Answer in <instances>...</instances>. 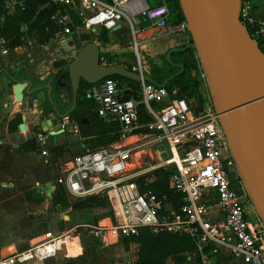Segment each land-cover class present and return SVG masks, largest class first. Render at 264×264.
Masks as SVG:
<instances>
[{"label":"built area","instance_id":"2783aa9c","mask_svg":"<svg viewBox=\"0 0 264 264\" xmlns=\"http://www.w3.org/2000/svg\"><path fill=\"white\" fill-rule=\"evenodd\" d=\"M26 2L4 0L5 13L0 16V25L6 15L24 9ZM250 2L239 0V21L247 32L255 23L254 34L264 36V20H257L250 13ZM48 3L57 8L51 16L59 28L53 40L71 34L69 12L75 13L85 28L93 30L96 26L111 29L125 19L133 34L139 33L143 24L178 34L188 31L186 21L168 23L169 9L165 3L149 5L146 0H48ZM7 47L8 40L0 37L2 55L8 53ZM194 53L193 73L208 91L206 74L197 52ZM136 57L138 98H122L113 78H103L86 91L95 102L99 117L118 122L120 139L95 148L84 145L80 152L60 163L61 175L54 180V185L63 188L69 199L105 198L109 213L68 230L48 227L38 241L4 256L0 264H30L58 256L67 259L64 239L70 233L78 235V229L105 246H113L138 235L140 227L153 233L188 234L200 261L185 264H209L208 255H217L222 250L232 260L264 264V222L252 207L211 96L203 98L201 107L196 106L190 93L178 97L177 87L168 89L164 84L148 81L139 54ZM141 109L149 116L144 123L139 122ZM67 123L62 122L60 128L67 129ZM72 128L74 133L79 132L76 124ZM138 128L145 132H135ZM141 136L149 138L162 157L158 168H172L169 188L182 195L176 207L165 194L156 196L149 189L138 188L135 179L141 175L131 173L134 168L131 158L141 145L138 143ZM35 138L42 148L41 154L46 155L47 141L52 142V137L37 131ZM127 139L131 140L125 143ZM152 180L146 179L143 184ZM169 202L172 209L166 210L164 205ZM215 207L221 211V222L213 219Z\"/></svg>","mask_w":264,"mask_h":264},{"label":"trees","instance_id":"16d2710c","mask_svg":"<svg viewBox=\"0 0 264 264\" xmlns=\"http://www.w3.org/2000/svg\"><path fill=\"white\" fill-rule=\"evenodd\" d=\"M111 1V0H109ZM149 5L159 4L162 0H146ZM167 3L169 9V24H177L181 21H185L180 3L178 0H164ZM56 7L48 0H27L24 9H20L11 15H6L4 21L0 25V37H4L8 40V43L20 44L26 39V37L35 35L36 42L40 44H46L51 38L54 37L58 31V27L51 19V16L56 11ZM5 13L4 0H0V16ZM71 17V23L68 24L71 32L76 28L83 27V21L78 18L75 13L69 12ZM26 26V30L22 31L21 27ZM147 26L143 24L142 27ZM256 24L248 29V33L251 38L256 42L258 49L264 55V36L261 34H254ZM81 40L89 42L91 40H97L100 45H105L108 39V30L101 27L98 32L88 31L86 33L79 34ZM192 37L187 31L185 38L181 39V42L176 46L167 49L163 55L161 65L148 60L149 75L148 81L156 84H164L168 89L177 87V96L184 97L185 94L190 93L194 99L196 106L201 107L203 105V84L193 73L196 69L194 61L186 63L183 61L184 56H192L195 51L192 47ZM107 53L99 52V65L109 66L111 65V57H106ZM168 55V59L166 58ZM68 62L65 59H61L54 62V65L58 67L57 73H50L48 78L45 79V83L50 78L51 92L50 98L46 94L47 108L44 112L53 110L55 108L59 113H65L63 116L64 121L73 122L76 124L80 137L84 139L87 146L91 148L108 145L112 142L120 139V127L117 121L112 118L103 119L97 115L95 102L87 95V89L91 84L81 79L80 84L76 91L75 104L73 105V94L69 78V83H64V76L68 74L67 71ZM62 76L61 83L57 79ZM104 78H113L117 80L120 87L121 83L132 81L133 79L113 73ZM67 89V96L69 102L66 106H59L58 99L55 96V92L59 89ZM45 92L47 89L44 88ZM122 98H138V91L131 88L125 89L122 94ZM139 122L144 123L149 120V116L145 114L143 109L140 110ZM21 123V115L16 113L15 116L8 123V132H14L17 126ZM135 132H145V129L138 128ZM20 148L24 152L37 151L38 146L33 136L20 143ZM62 146L56 145L52 147V151L61 152ZM172 173V168H157L152 171L153 180L146 185L143 184V178L147 175L137 177V182L140 191L147 189L151 190L156 196L162 194L166 195L168 201H171L176 207L181 203L182 195L176 193L169 188V177ZM55 175V173H54ZM53 175V176H54ZM55 179L57 177L55 176ZM24 197L26 200H35L32 197V192L24 190ZM52 204L59 205L61 208H71L74 211L82 209H93L98 207L107 206L106 200L103 197L89 196L81 199H69L63 188H57V192L53 199ZM109 210L99 214L95 217V222L98 218L107 215ZM85 236H88L84 233ZM125 247L128 244L135 243L137 245L136 258L132 263L127 264H168L171 261L172 264H185V263H197L200 261V254L192 240V238L186 233H176L169 231H159L153 233L147 227H140L138 235L125 238L122 241ZM91 253L96 254L98 246L101 244L99 241L91 238ZM189 258V259H188ZM52 264V263H45ZM54 264V263H53ZM61 264H75L73 258L64 259Z\"/></svg>","mask_w":264,"mask_h":264},{"label":"crops","instance_id":"0c3cea01","mask_svg":"<svg viewBox=\"0 0 264 264\" xmlns=\"http://www.w3.org/2000/svg\"><path fill=\"white\" fill-rule=\"evenodd\" d=\"M255 1L251 0L250 2V13L257 20H264V14L258 17L252 13V9L256 7ZM96 28L99 29L97 30ZM100 28L99 26L94 27L95 30L86 28L87 31L85 32H78L76 28L71 34L66 36H69V39L79 49L86 43L81 40L79 34L88 31L98 32ZM21 30H26V26H22ZM107 30L109 41L105 45H100L97 40H91L99 46V52H102L104 48L125 47L130 43H133V45L142 44L141 47L146 48L148 46V48L153 50L151 54L158 57L154 58L153 62L159 65H161L159 55H164L167 49L176 47L181 42V39L185 38V34L157 30L149 26H145L139 33L133 34L125 19H122L119 25ZM66 36L60 35L57 40L52 38L49 40L55 42L53 43L55 46L53 52L47 51V47L50 45L49 41L46 44H40L36 42L35 35L32 34L26 37L23 43H8V53L6 55L0 53V84L3 86V92L0 93V259L17 250L25 249L38 241L46 228L57 226L56 230H59V227L64 225L61 219L64 217L62 208L58 205L53 211L50 207L51 200L57 192V186L54 185V190L50 191L51 199L34 197L33 195L37 191H43L44 193L49 191L47 186L40 184L39 170L41 168L39 165L40 161H44L47 164L50 152L54 153L52 151L53 140L52 142L47 141L46 155L41 154L42 148L37 143L35 136L33 137L38 146L37 151L24 152L20 148V143L31 137L29 136L31 126H38L36 132L40 131L47 135L48 132H45V129H48V131L59 130L61 123L65 121L62 117L59 126H55L52 118L55 115L54 111L49 110L46 114H43V111L47 108V103L45 106L43 104L46 101L47 94L44 88L35 91L31 95L24 94L22 100L17 102L14 97L13 87H9L8 83L11 82L12 86H14L23 80H30L31 88H33L51 82L49 78L45 83V79L48 78L50 73H57L58 71V67L54 65V62L61 60L63 57L61 56L62 54H58V50L59 52L63 50L62 46L67 42ZM151 37H155V40L151 39ZM148 43L155 44H151L150 47ZM68 47L70 48L71 45H68ZM70 57L72 58V56H69V59ZM65 60L69 62V60ZM183 61L190 63V56H184ZM112 65L124 67V65L118 63H111L110 66ZM132 68L137 75V66L135 65ZM142 69L145 78L148 80V63H142ZM8 75H11L15 81H12ZM131 82L137 83V80L134 79ZM127 88L131 87L126 85L125 89ZM131 89L136 90L135 88ZM122 92L121 90V94ZM60 96H63V99L58 101L59 106H66L69 102V97L66 93H63V95L61 93ZM41 104L42 107L40 108L39 105ZM33 105L34 107H39L38 112L35 111ZM16 113L21 115L20 124L23 125V128L21 129L19 124L14 132H8V123ZM74 124L72 123V126ZM67 132V129H65L63 133L56 134L57 145L65 146L70 144V141L66 139ZM73 134L78 135L83 142V149V146L86 145L84 139L80 137L79 132H73ZM35 154H37V159L33 158ZM24 190L32 192V197L39 200H26ZM214 213V221L221 222V211L215 207ZM208 256L209 264H231L232 261H236L230 259L223 250L217 255Z\"/></svg>","mask_w":264,"mask_h":264},{"label":"water","instance_id":"95a60500","mask_svg":"<svg viewBox=\"0 0 264 264\" xmlns=\"http://www.w3.org/2000/svg\"><path fill=\"white\" fill-rule=\"evenodd\" d=\"M187 23L214 107L219 115L230 151L239 169L247 195L264 222V55L256 42L239 21V0H178ZM67 42L62 49L66 55L62 59H72L67 64L70 78L73 108L80 80L89 84L104 77L118 73L138 80V75L118 66L100 67L99 46L86 42L79 49L66 36ZM68 45H71L69 48ZM168 59V55H167ZM8 77L13 81L11 75ZM127 86L139 90V84L128 81ZM13 87L16 100L21 101L24 94L31 95L37 90L47 89L50 98L49 83L31 88L30 80H23ZM3 86L0 84V93ZM53 124L59 126L60 119L66 115L53 108ZM20 128L23 125L20 124ZM45 132L52 137L56 146V134L64 129ZM48 192H34V197L52 198L55 186L46 184ZM172 209V203L164 205ZM30 264H45L39 260Z\"/></svg>","mask_w":264,"mask_h":264},{"label":"rangeland","instance_id":"374dc122","mask_svg":"<svg viewBox=\"0 0 264 264\" xmlns=\"http://www.w3.org/2000/svg\"><path fill=\"white\" fill-rule=\"evenodd\" d=\"M163 3L167 5L166 1L164 0L160 1L159 4H163ZM255 3H256V7L252 9V13L255 16L260 17L261 15L264 14V0H256ZM96 29L98 30L99 28H96ZM76 30L78 32L87 31L84 26L77 28ZM49 43L50 45H48L47 51L53 52L55 49V46L53 43L55 42L51 40L49 41ZM143 44H146V43H143ZM151 44H155V43H148L150 47H151ZM141 45L142 44L133 45V43H130L126 45L125 47H119V48L115 47L112 49L109 48L110 50L107 48H104L102 49V52L107 53L106 57H111V63L122 64L124 65V67H122L124 70L136 75L132 67L136 65L137 54H139L142 60V63H147L148 60L154 61V58H158L155 55L151 54L153 50L148 48V46H146L145 48V47H141ZM161 46L164 47L163 45ZM71 59L72 58L70 57V59L68 58L67 60L70 61ZM159 59L162 63L163 55H159ZM192 61L195 62L194 52H193V55L190 57V63ZM68 81H69V75L67 74L66 76H64L63 82L67 84L69 83ZM125 88L126 87L124 86V83L122 82L120 85V89L124 91ZM66 91L67 89L62 88L55 92V96L57 97L59 101L63 99V96H60V94L61 93L62 95L63 93L67 94L68 91L67 92ZM207 94L211 96L209 88H208V91L203 90L204 97H206ZM16 101L18 102V100ZM43 104L45 106L46 101ZM39 107L41 108L42 104L39 105ZM38 108L37 106L34 107L35 111L38 112ZM43 114H46V113L43 111ZM37 127L38 126H31V131L29 133V136H35ZM71 127H72V123H69L67 127L68 132H67L66 139L70 141V144H66L65 146H62L63 150L61 152H54V153L50 152V156L48 158L47 164L44 161H40L39 167L41 169L39 170L40 172L39 178L41 181L40 182L41 185L53 183L55 180V176L60 177L61 175L60 169H59L60 163L71 158L74 154H77L78 152L81 151L83 142L79 139L78 135L73 134V128ZM140 135H144V133H140ZM129 140L131 139H127L124 142L127 143L129 142ZM80 143H81V146H80ZM138 143L141 145L135 149L136 154H134L131 158V162L134 166V168H132L131 170V173H139L141 176L146 174L147 176L143 178V181H144L146 179H151L154 177L152 175V171L160 167L159 165L162 163V157L159 155L156 146L150 142L149 138L142 137L138 141ZM33 158L37 159L38 158L37 154H35ZM56 206L50 203V207L51 209H53V211H55ZM68 208H65V207L62 208L64 217L61 219L63 220L64 225L59 227V230L71 229L74 227L75 224H79V223H86V222L90 223L94 221L95 217L107 211L108 209L106 206L93 208V209H82V210H77V211H74ZM253 209L256 211L254 207ZM253 209L249 207L251 216L254 217V214L252 212ZM52 228L56 230L57 226L52 227ZM77 233H79L78 234L79 236L78 235L76 237L74 236L71 240H69V243L67 246V252L70 255L69 258H73L75 260V264H127V263H132L136 258L137 245L135 243L128 244V247H125L122 241L118 242L116 245H113V246H105L103 244H100L98 246L96 254H93L89 250L91 248L90 242H91L92 237L85 236L84 234H82L83 233L82 229H78ZM63 261H64V258H62L61 256L56 257L55 259L51 258V259L46 260L47 263H52V264L53 263L61 264L63 263ZM168 264H172V262L168 261ZM231 264H242V263H239L237 261H232Z\"/></svg>","mask_w":264,"mask_h":264},{"label":"bare ground","instance_id":"6f19581e","mask_svg":"<svg viewBox=\"0 0 264 264\" xmlns=\"http://www.w3.org/2000/svg\"><path fill=\"white\" fill-rule=\"evenodd\" d=\"M74 236L76 237L77 235H73V234L70 233V234H67L66 237H65V239H64V242H65V252L67 253L68 256H70V255L67 252V246H68L69 240H71Z\"/></svg>","mask_w":264,"mask_h":264},{"label":"flooded vegetation","instance_id":"af4514ba","mask_svg":"<svg viewBox=\"0 0 264 264\" xmlns=\"http://www.w3.org/2000/svg\"><path fill=\"white\" fill-rule=\"evenodd\" d=\"M58 54H62L61 56L64 57V56L66 55V52H65L64 50H61V52H59V50H58ZM62 78H63V77L60 76V77L57 79V81L60 82ZM60 83H61V82H60Z\"/></svg>","mask_w":264,"mask_h":264}]
</instances>
